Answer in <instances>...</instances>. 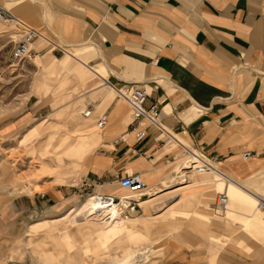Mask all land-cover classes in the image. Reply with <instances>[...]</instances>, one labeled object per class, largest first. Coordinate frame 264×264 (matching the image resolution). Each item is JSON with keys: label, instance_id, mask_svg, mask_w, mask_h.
Instances as JSON below:
<instances>
[{"label": "crops", "instance_id": "1", "mask_svg": "<svg viewBox=\"0 0 264 264\" xmlns=\"http://www.w3.org/2000/svg\"><path fill=\"white\" fill-rule=\"evenodd\" d=\"M3 1L60 46L80 44L64 48L59 56L42 59L35 53L33 61L49 70L34 92L39 98L49 97L54 111L72 103L76 109L84 104L83 110L91 106L92 112L97 107L107 114L100 134L88 138L99 142L88 175L81 179L83 188L95 185L97 179L101 191L114 193L117 175L136 171L147 189L157 192L159 183L177 177L175 170L183 160L179 147L169 138L163 142L165 136L152 125L146 127L145 137L135 141L128 107L108 86L136 81L148 90L145 104L157 102L163 126L186 145L191 141L215 154L218 167L235 181L222 188L227 196L230 190L232 206L226 212L231 217L212 212L217 218L210 220L206 212L222 191L214 173L190 175L189 181L187 174H180L176 186L154 198L153 206L165 203L154 217L187 215V227L217 242L228 236L222 230L235 220L264 235V219L250 202L253 193L264 196V0ZM40 38L47 44L33 45L39 51L60 50ZM73 92L77 94L72 96ZM181 129L183 134L178 133ZM245 150L255 155L242 158ZM67 192V187L54 185L13 201L21 210L43 212ZM3 225L0 218V235L8 232ZM208 251L204 264L223 263L218 247L210 245ZM0 264H16L3 257L1 244ZM247 264L264 263L252 259Z\"/></svg>", "mask_w": 264, "mask_h": 264}, {"label": "rangeland", "instance_id": "2", "mask_svg": "<svg viewBox=\"0 0 264 264\" xmlns=\"http://www.w3.org/2000/svg\"><path fill=\"white\" fill-rule=\"evenodd\" d=\"M0 7L9 9L11 14L59 43L3 0H0ZM17 38V25L0 20V216L3 215L0 218L4 220L3 230L8 231L0 235L3 257L6 255L9 262L16 264H204L212 245L218 247L217 255L223 260L221 264H247L252 259L264 263V235L253 227L243 226L239 220L225 227L222 232L228 236L217 242L187 227V218H184L187 215L183 214L182 218L173 212L154 217L165 204L151 205L157 200L154 198L176 186L180 174H187L188 181L190 175H204L185 170L186 167L176 168L177 177L159 183L157 192L147 190L149 197L140 204L142 212L139 216H122L124 221L115 226L100 215L87 216L92 210V192H103L97 186V179L90 187L83 188L80 184L88 175L91 157L98 152L99 141L95 144L88 138L94 132L100 134L101 129L94 121L100 109L93 110L91 122L81 114L84 104L76 109L69 103L54 111L56 105L49 97L39 98L34 92L36 83L50 75L49 70L33 61L36 54L20 59L10 56L11 46ZM45 44L46 40L37 38L32 45L41 48ZM79 45L61 46L71 50ZM63 50L42 49L37 56L42 59L48 55L59 56ZM36 62L39 64L38 60ZM183 162L181 160L180 164ZM219 182L218 190H222L224 183ZM54 185L67 187L68 192L43 212H34L32 208L21 210L13 201L19 196L44 192ZM115 186V194L127 193L117 184ZM171 199L167 198V201ZM231 202L230 198L229 207ZM250 202L258 216L264 219L255 202L252 199ZM206 212L211 216L210 220L217 218L212 212L218 216H232L226 211L206 209ZM101 228L118 233L104 234L99 231Z\"/></svg>", "mask_w": 264, "mask_h": 264}, {"label": "built area", "instance_id": "3", "mask_svg": "<svg viewBox=\"0 0 264 264\" xmlns=\"http://www.w3.org/2000/svg\"><path fill=\"white\" fill-rule=\"evenodd\" d=\"M0 18H9L14 20V24L17 25L19 29V38L16 39L10 49V56L14 59L29 58L31 55L38 53L39 50L31 44L37 37L47 39L51 42L53 48H58L60 50L64 49L59 44L45 37L38 28L27 24L20 18L11 14L5 8L0 7ZM112 86L115 90V96L122 99L128 107V125L132 131L133 139L135 141L141 140L147 133L146 127L148 125H152L159 130L160 136H165L163 142H166L169 138L170 131L167 130L160 121V107L157 105V102L154 101L149 104H145V99L148 96V90L145 84L136 81H123L121 84ZM90 111L91 106H88L83 111V114L87 115ZM107 123L108 118L105 112H101L96 116L95 124L99 129L104 128ZM178 133L183 134L184 130L181 129ZM179 144L183 146L182 152L192 158L191 164H195V169L219 171L213 164V162L218 161L215 154L206 153L196 143L191 141H189L190 146L183 145L182 143ZM253 155H255L254 151L245 150L241 152L242 158H248ZM114 181L119 187L126 190L127 193L124 195H117L111 192L95 191L92 193H94L96 200L99 201L103 208L108 210L106 212L108 217H125L128 215H134L138 212V210H140L138 198H141L144 194V188L146 187L145 181L142 179L140 173L136 171L124 172L117 175ZM224 202V193H218L214 206L217 204L224 206ZM258 206H260L264 211V198L259 199Z\"/></svg>", "mask_w": 264, "mask_h": 264}, {"label": "bare ground", "instance_id": "4", "mask_svg": "<svg viewBox=\"0 0 264 264\" xmlns=\"http://www.w3.org/2000/svg\"><path fill=\"white\" fill-rule=\"evenodd\" d=\"M0 20L1 21H8V22H13L14 20H12V19H9V18H7V19H1L0 18ZM14 23V22H13ZM37 38H40V37H37ZM36 38V39H37ZM36 39H34V41L36 40ZM33 41V42H34ZM32 42V43H33ZM31 43V44H32ZM107 85V84H106ZM110 88H111V90L112 91H114V93H115V90H114V88H113V86H111V85H108ZM85 110V109H84ZM83 110V111H84ZM83 111H82V114H83ZM91 112L92 111H90L87 115H84L83 114V116L84 117H89L90 115H91ZM169 139H171V140H173L174 142H175V144L179 147V149H180V151H181V153H182V157H183V160L185 161V162H183V164L182 165H180L181 167H186L187 169H185V170H191L192 172H194V173H198V174H201V173H214V174H216V176H218V178L224 183V186L226 185V184H230V183H235V181L230 177V176H228L227 174H225L224 172H222V170L218 167V163H219V161H216V162H213V164L215 165V167L219 170V171H214V170H197V169H195L194 168V166H195V164H191L192 162H191V157L190 156H188L187 154H185L184 152H182V148H183V146L182 145H180L179 143H182L183 145H186L181 139H180V137H178L176 134H173V133H171L170 132V135H169ZM178 141H180V142H178ZM186 146H188V145H186ZM184 153V154H183ZM188 162H190V163H188ZM192 165V166H191ZM189 166H191V167H189ZM184 170V169H183ZM140 175H141V177H142V174L140 173ZM182 176H185V173H183V174H181ZM142 179L144 180V178L142 177ZM145 181V180H144ZM121 188V187H120ZM122 189V188H121ZM122 190H124V189H122ZM147 190L149 191V189H147V185H146V187L144 188V194H143V196L141 197V198H138V203H139V209L140 210H138V212L137 213H135L134 215H137V216H139V214H140V212H141V206H140V204L142 203V201L143 200H145L146 198H148L149 196H148V192H147ZM124 191H126V190H124ZM127 192V191H126ZM222 193H224V196H225V202H224V206H222V205H216V206H214L213 205V209L212 210H215V211H221V212H225L226 211V209H227V207H228V204H229V200H228V196H227V193H226V191L225 190H222L221 191ZM221 192H219V193H221ZM260 198H264V196H261V195H257V194H253V196L251 197V199L255 202V206H256V208L262 213V214H264V211H263V209L260 207V206H258V201H259V199ZM92 199V204H91V206H92V210L91 211H89L88 213H87V216H92V217H94V216H96V215H100L102 218L101 219H104V220H107L108 221V223L109 222H113V225H115V224H117V223H120L121 221H124V218H121L122 216H113V217H108V215H106V212L108 211L106 208H103L102 206H101V204L99 203V201H97L96 200V198H95V196L94 197H92L91 198ZM216 200H217V197H216V199H215V203H216ZM87 212V211H86ZM215 213V212H214ZM100 219V220H101ZM117 219V220H116ZM116 220V221H115ZM107 223V222H106ZM111 224V223H110Z\"/></svg>", "mask_w": 264, "mask_h": 264}]
</instances>
